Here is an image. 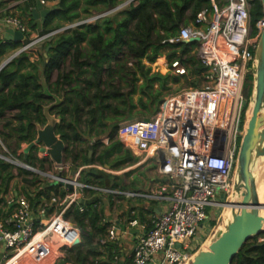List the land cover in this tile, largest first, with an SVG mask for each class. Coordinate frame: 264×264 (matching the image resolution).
<instances>
[{
  "label": "trees",
  "instance_id": "16d2710c",
  "mask_svg": "<svg viewBox=\"0 0 264 264\" xmlns=\"http://www.w3.org/2000/svg\"><path fill=\"white\" fill-rule=\"evenodd\" d=\"M122 1L58 0L41 24V32L74 24ZM208 5L207 0H134L113 15L65 29L44 42L36 52L14 58L0 70L1 143L14 148V156L28 165L40 170L51 169L53 161L39 158L36 147L28 152L26 160L19 150L35 140L38 127L47 123L48 115H54L58 118L55 132L65 143L64 163L76 168L117 161L113 165L117 169L135 163L138 158L131 150H123L116 138L118 124L136 117H150L171 93L172 84L182 78L153 71L152 63L160 56L165 55L168 61L185 57L189 74L184 77L190 78L186 80L188 86L200 85L204 68L194 50L196 43L173 44L169 39L176 37L181 27L193 23L199 11ZM249 5L250 26L255 34L256 23L263 17L261 2L249 0ZM35 6L36 0L24 2L27 15L22 20L37 31L30 9ZM18 45V42L0 41V58ZM54 69L57 76L51 81ZM252 88L250 72L242 89L246 102ZM244 111L245 107L242 123ZM105 135L110 139L108 145L101 141ZM16 176L21 177L24 185L35 186L32 193L26 195L33 207L39 204L42 195L48 201L52 196L63 197L67 192L61 185L42 180L30 170L0 158V205L10 181ZM81 180L98 187L120 186V176L96 168L83 170ZM94 194L93 190L87 191V196L95 201L82 204V211L78 205H73L66 213L65 216L81 228V242L66 249L64 257L56 264H113L119 255V241L100 244L109 223L104 220L106 207L98 206L100 197ZM117 197L124 199L121 195ZM101 198H106L109 206L113 203V195ZM130 208L129 213L140 210L138 206ZM7 214L0 207V219ZM134 217L145 220L142 214ZM231 264H264V232L249 239Z\"/></svg>",
  "mask_w": 264,
  "mask_h": 264
},
{
  "label": "built area",
  "instance_id": "2783aa9c",
  "mask_svg": "<svg viewBox=\"0 0 264 264\" xmlns=\"http://www.w3.org/2000/svg\"><path fill=\"white\" fill-rule=\"evenodd\" d=\"M24 1L12 4L15 0H0V4L6 2L4 7L0 6V41L5 40L7 29L24 36L13 49L11 56L14 58L36 52L60 31L113 15L134 0H124L49 32L42 33L41 27H37L35 36L30 35V28L14 11L18 3ZM39 1L44 7L50 2ZM207 1L209 5L199 11L195 21L181 27L178 35L169 39L173 44L198 39L194 50L204 68L202 83L165 96L160 109L150 117L124 120L116 130V138L123 147L144 156V160L154 159L157 176L164 179L166 185L156 191L140 192L81 182L78 175L88 168L87 165L81 167L75 177H68L64 171L69 164L56 165L46 151H41V145L36 147L37 154L54 162V172L40 170L13 155L7 157L0 153V158L9 163L26 168L67 190L63 197L52 196L36 207L23 194L6 196V205L13 208L0 219V244H4L0 264H14L26 253L36 260L53 252L62 256L66 249L76 245L80 230L65 215L73 205L83 210L79 201L87 199L88 190H93L95 197L100 198L102 195H121L168 202L164 210L151 217L150 223L131 217L124 228L112 222L108 225L100 240L101 245L119 241L121 234H129L133 228L140 230L128 264H188L193 258L189 241L208 217L207 208L213 212L225 201L218 197L223 196L228 202L232 195L233 170L239 139L243 135L241 123L245 103L242 86L245 75L251 72L255 63L254 53L262 31L261 19L256 23V33L252 34L249 0ZM184 60L185 57L165 59L163 69L155 61L152 66H157L153 70L184 77L189 74ZM101 141L106 143L109 137L104 136ZM66 184L72 185L73 189ZM51 245L55 246L54 250ZM113 264L124 263L117 256Z\"/></svg>",
  "mask_w": 264,
  "mask_h": 264
},
{
  "label": "water",
  "instance_id": "95a60500",
  "mask_svg": "<svg viewBox=\"0 0 264 264\" xmlns=\"http://www.w3.org/2000/svg\"><path fill=\"white\" fill-rule=\"evenodd\" d=\"M262 7V31L254 53L255 63L252 65L251 74L253 77V89L250 101L253 104L250 117L247 119V127L241 137L236 162L233 170L232 198L240 194L241 198L237 201L240 206L238 212H233L232 219L226 224L218 236L213 240L211 247L207 250H199L194 254L188 264H231L233 258L238 254L243 245L251 238L259 236L264 232V226L261 221L260 208L256 190V172L255 166L259 159L264 158V0H260ZM51 9L44 7L39 0L36 1V7L32 10L35 23L38 28L51 14ZM21 32H15L7 29L4 38L9 42L20 43L23 39ZM197 38L185 40L184 43H195ZM47 56V53L44 54ZM14 56L8 57L0 64V70L4 68ZM58 118L54 115H48L47 123L39 126L35 140L26 147L21 148L19 152L24 153L26 160L28 152L39 145L41 151H46L56 165L64 163L65 143L55 132V125ZM92 153L91 147L89 154ZM4 159L3 157H1ZM25 163V161H24ZM21 165V164H18ZM106 167L109 165L106 164ZM27 167V166H25ZM88 169V168H86ZM71 190L73 186L66 184ZM95 199H81L80 204H90ZM80 231L81 228H79ZM136 229H131L135 233ZM77 240L75 244H78ZM177 246H180L177 244ZM4 244L0 252V260L3 257Z\"/></svg>",
  "mask_w": 264,
  "mask_h": 264
},
{
  "label": "crops",
  "instance_id": "0c3cea01",
  "mask_svg": "<svg viewBox=\"0 0 264 264\" xmlns=\"http://www.w3.org/2000/svg\"><path fill=\"white\" fill-rule=\"evenodd\" d=\"M5 5H6V2H2L0 4L1 7H4ZM19 6H21V4ZM47 7L52 8V7H50V3L48 4ZM16 8L18 9V6ZM15 11L17 12V10H15ZM165 59H166L165 55L160 56L158 58V60L156 61L159 64L158 67L161 68L163 66V62L165 61ZM156 66L157 65L153 64V66H151V67L153 69V67L155 68ZM161 69H163V68H161ZM45 91H46V94L50 93V90L47 87L45 88ZM92 141L93 140H91V142ZM132 154L135 157H137V153L132 152ZM38 157L42 158L41 155H38ZM137 158L138 159L135 163L129 164V165L128 164L123 165L119 169H116L118 171L113 173V174H115V176H120V180H119L120 186L115 187L116 189L147 192L150 190L156 191L160 186L166 185L167 182L164 179H160L157 176L154 159L148 158L143 163H140L139 157H137ZM47 159L50 160L49 158H47ZM145 162H147V163H145ZM136 163H137V165H136ZM52 166L53 167L50 170H51V172H54L55 171V168H54L55 165L53 164ZM68 166H69V168L66 169V171H64V175H67L68 177H73V176L75 177V175L78 173L79 169L81 167L86 166V165L76 167V168L72 165H68ZM87 166H88V169H83V170L86 171V170H89L90 168H96L98 170H101L98 165L91 164V165H87ZM83 170L78 175L79 181H81V182H84L81 180ZM102 171L106 172V170H102ZM108 172H110V171H108ZM118 172H120V173H118ZM47 181L49 182V180H47ZM121 186H124V187L126 186V187L120 188ZM34 189H35L34 185H24V183L21 181V177L16 176L15 178H13L10 181L9 189H8L6 196L9 194H13L15 196L23 194L26 196L28 194H31ZM6 196L4 197V201L1 203L0 207L5 212H10L13 207H12V205L4 204ZM123 197L125 198V196H123ZM86 198L87 199H93L90 196H87ZM125 199L131 200V202H133V203L129 204L130 201L128 202V200H127V201H124L122 203V206H119L118 201L120 199L117 196H113V203L110 206H109L108 202L106 201V198L105 199L100 198L98 200L97 204L99 207H101V206L106 207L105 208V218H104V220L106 222H108L109 224H110V222L116 223V224H118V226L120 228H124V226L127 224L128 220H129V218H131V217L136 218V217H134L136 214L137 215L142 214L145 217V220L142 222H147L148 220L151 219V217L153 215L158 214L160 212V210H164L168 204V202L165 203V202H159L156 200H147V199H143L140 197L125 198ZM43 201H45V199L42 195L40 197L38 203H42ZM134 206H138V208L140 210H130V213H129V209H131L130 207H134ZM136 219H138V218H136ZM133 229H136V228H133ZM136 230L137 231L135 233H129V234H121L120 233L121 234V237L119 240L120 249H119V255L118 256L120 257L121 261L124 264L129 263L130 258H131L132 248L136 242L137 235L140 234V230L139 229H136ZM80 242H81V236H80ZM1 249H2V245L0 244V250ZM62 257H64V255L55 256L54 259L50 258V259H53V262H51L49 264H56V262Z\"/></svg>",
  "mask_w": 264,
  "mask_h": 264
},
{
  "label": "rangeland",
  "instance_id": "374dc122",
  "mask_svg": "<svg viewBox=\"0 0 264 264\" xmlns=\"http://www.w3.org/2000/svg\"><path fill=\"white\" fill-rule=\"evenodd\" d=\"M16 1H18V0H15V2L12 3V4H15ZM57 2H58V0H50V2H49L50 3V7L54 8L55 5L57 4ZM20 4H21V6H19ZM23 6H24V2L18 3V9L17 8L15 9V10H17V12L15 10L14 11L16 13H18L17 14L18 16H21V18H23L25 20L27 13L25 12V9H23L24 8ZM29 26H30V24H29ZM30 30H31V28H30ZM60 32H62V31H60ZM60 32H58V33H60ZM37 34H38V32L36 30H33V29L31 30V34H30L31 36H35ZM12 53H13V48L7 50V52L0 58V64L3 63L8 57H10ZM56 76H57V71H56V69H54L52 74H51L50 80L54 81L56 79ZM245 77H246V75H245ZM188 79L190 80L189 77H182L179 82L172 84V86H171L172 90H171L170 94L175 93V92L179 91L180 89H182L184 87H189L188 83L186 81ZM201 83H202V81H200L199 84H201ZM242 89H243V86H242ZM245 102L246 101L244 100V103ZM250 105H251V101H250V98H249V100L243 106V110H244V107H245L244 116H243V123H241V131L243 133H244V128H245V123H246V121L248 119V116L250 114ZM105 144L106 145L110 144V139ZM3 146H4V148L7 151L3 148ZM122 148H123V150L127 149L125 147H122ZM13 150H15V149L11 148V147L8 148L5 144H3V142H2V144H0V153H2L3 155H6L7 157H9V155H13L14 156ZM89 156H91V155L89 154ZM137 157H139V162L140 163H143L144 161H146V160H144V156L137 155ZM18 160H21V159H18ZM114 162H117V161H114ZM114 162L112 161L109 164L108 167H106L105 165H98V166L100 167L101 170H106V172L108 174H111L112 176H115V174H113V173H115L118 170H116L117 168H113V165L115 164ZM145 163H147V162H145ZM68 164L71 165L70 163H68ZM136 165H137V163H136ZM263 169H264V158H261V159H259L258 164H257V172H258V176H259L258 181H259V179L261 177L264 178ZM48 170L51 171L50 169H48ZM108 171H110V172H108ZM118 173H120V172H118ZM39 177L42 180H46V178L41 177L40 175H39ZM125 198H127V197H125ZM125 198L124 199H120L118 201L119 204L128 200V199H125ZM230 198H232V197H230ZM230 198H229V200H230ZM218 199L220 201L225 200L223 205H220L219 207H216L213 212L211 211V209L207 208L208 217L205 220H203L198 232L189 241V243L191 244V247L193 249V254L197 253L199 250H202V249L203 250L209 249L211 247V245H212L213 240L218 236V234L222 230H224V227L223 226L221 227L219 225H220V222L223 220V215L226 212V208H225L224 204L226 203L227 199H225L223 196L218 197ZM128 202H129V204L133 203V202H131V200H128ZM261 204H264V201L261 202ZM259 236H261V235H259ZM259 239L262 240L263 238L259 237ZM54 249H55V246L51 245V250H54ZM56 254L57 253H55V252L48 253L46 258H43L41 260H36L35 258L32 257L33 255H31L29 253H26L21 258H19V260H17L14 264H49V263L53 262V259L56 256ZM50 258H53V259H50Z\"/></svg>",
  "mask_w": 264,
  "mask_h": 264
},
{
  "label": "bare ground",
  "instance_id": "6f19581e",
  "mask_svg": "<svg viewBox=\"0 0 264 264\" xmlns=\"http://www.w3.org/2000/svg\"><path fill=\"white\" fill-rule=\"evenodd\" d=\"M252 106H253V104L251 103L250 114H251ZM250 114H249L248 118L250 117ZM245 127H247V123H245ZM257 164H258V162L256 163V166L254 168L256 175H257L256 176V190H257L259 202L261 204V202L264 201V178L261 177L258 181L259 176H258V172H257ZM263 171H264V169H263ZM240 198H241L240 194H236V197L234 200H231V198H230V200L224 204V206L226 208V212L223 215V220L220 222L219 226H221V227L223 226L225 229V225L232 219L233 212L239 211L240 206L237 204V201L240 200ZM261 205H262V207L260 208V216H261L262 224L264 226V204H261Z\"/></svg>",
  "mask_w": 264,
  "mask_h": 264
}]
</instances>
